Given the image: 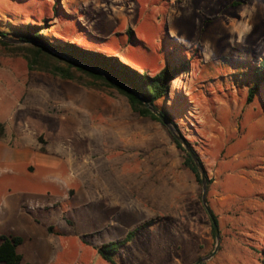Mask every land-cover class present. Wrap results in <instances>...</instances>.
<instances>
[{"label":"rangeland","instance_id":"obj_1","mask_svg":"<svg viewBox=\"0 0 264 264\" xmlns=\"http://www.w3.org/2000/svg\"><path fill=\"white\" fill-rule=\"evenodd\" d=\"M29 22L42 24L39 45L91 43L150 74L171 54L189 60L168 99L178 126L139 115L115 88L64 79L39 59L31 68L18 38ZM0 31L16 34L0 32L2 135L56 161L29 170L4 208L24 264H112L99 247L134 230L117 264H193L214 252L204 185L177 137L203 165L219 222V248L201 264H264V93L248 103L247 83L234 82L237 64L264 58V0H0Z\"/></svg>","mask_w":264,"mask_h":264},{"label":"trees","instance_id":"obj_2","mask_svg":"<svg viewBox=\"0 0 264 264\" xmlns=\"http://www.w3.org/2000/svg\"><path fill=\"white\" fill-rule=\"evenodd\" d=\"M44 22H46L45 19ZM41 25L40 23L29 22L25 30L18 36L19 39L29 43L27 44V49H29L33 55L29 58V65L31 68H35L34 61L38 62L39 59V69H46L64 79L76 80L96 89H104L105 87L115 88L129 99L132 109L139 115L162 122L159 116L149 107V103L178 126L167 109V107L171 105L168 99L173 81L178 78L183 79L185 74L189 71V60L177 62V58L171 54L172 57L159 72L150 74L147 70H138L130 64L125 63L121 60V57L108 55L97 50L95 45L91 43H87L89 44L88 47L73 42H64V44L50 42L47 46L43 44H33L31 43L32 41L46 40L45 36L40 33L39 28ZM83 27L85 30L89 31L86 26L83 25ZM44 29L45 28H43V30ZM5 32H1V35L5 36L7 34L10 38L16 37V34L13 32ZM181 44L182 43H179V45ZM48 46L69 56L73 60H81L129 84L148 103L144 102L139 96L128 91L124 87L110 81L101 73L91 71L75 61L67 60L53 53ZM235 68H237V71L235 70L234 73L238 76L234 79V82L238 83V85L243 82L247 83V102L251 103L258 95L264 93V58L258 64L247 66L244 65V63L237 64ZM160 105H164L166 108L163 109ZM3 130L4 126L0 123V136ZM174 140L178 147L184 152V164L186 168L195 175L200 183H202L201 171L195 159L176 138H174ZM49 229L53 231V227ZM136 231L138 230L130 231L125 240L110 241L101 245L99 247V253L102 258L112 264H117L114 255L117 254L121 245L126 241H131ZM213 234L215 235L214 228ZM23 242L24 239L18 235H1L0 264H24L23 256L18 251V247L22 245Z\"/></svg>","mask_w":264,"mask_h":264},{"label":"crops","instance_id":"obj_3","mask_svg":"<svg viewBox=\"0 0 264 264\" xmlns=\"http://www.w3.org/2000/svg\"><path fill=\"white\" fill-rule=\"evenodd\" d=\"M2 134L0 136V236L8 235L4 232L2 223L4 208L10 201L12 188L18 187L20 183L26 181V177L29 176L31 170L36 172L39 167L40 170H43L45 166L51 167L56 162L53 158L46 157L47 154L45 155V152L41 153L42 151L36 147H28L22 143L15 146L11 145ZM35 157L36 165L33 161ZM16 209L19 210L17 207ZM19 253L21 252L19 251Z\"/></svg>","mask_w":264,"mask_h":264},{"label":"water","instance_id":"obj_4","mask_svg":"<svg viewBox=\"0 0 264 264\" xmlns=\"http://www.w3.org/2000/svg\"><path fill=\"white\" fill-rule=\"evenodd\" d=\"M33 43L35 44H38L37 41H32ZM53 53L63 57V58H66L67 60H72V61H75L77 62L78 64L84 66L85 68L91 70V71H95V72H98V73H101L102 75H104L106 78H108L110 81L124 87L125 89H127L128 91L134 93L135 95L139 96L144 102H147L145 101V99L139 95V93L133 89L129 84L113 77L111 74L107 73L106 71H103L99 68H96L92 65H89L87 63H84L82 62L81 60H73L72 58H70L69 56L53 49V48H49ZM148 103V102H147ZM149 107L159 116V118L162 120L163 123H165L167 126H169V128L173 131L174 130V127L173 125L171 124V122L159 111L157 110L156 108H154L151 104H149ZM176 135V134H175ZM177 137V135H176ZM182 143L183 145L185 146V148L188 150L189 153H191V155L193 156V158L195 159L200 171H201V175H202V182H203V185H204V194H203V202L205 204V207L207 209V212L208 214L210 215V218L212 220V225H213V228H214V231H215V236L217 238V247L215 249L214 252H212L209 256H206V257H202V258H199L198 260H196L193 264H201L203 261L207 260V259H210L211 257L214 256V254L216 253V251L218 250L219 248V244H220V239H221V234H220V228H219V224H218V221H217V218L213 212V210L211 209V207L209 206L208 202H207V198H206V173H205V170L203 168V165L199 159V157L196 155V153L185 143V141H183L180 137H177Z\"/></svg>","mask_w":264,"mask_h":264},{"label":"bare ground","instance_id":"obj_5","mask_svg":"<svg viewBox=\"0 0 264 264\" xmlns=\"http://www.w3.org/2000/svg\"><path fill=\"white\" fill-rule=\"evenodd\" d=\"M171 9H172V7H171ZM173 9H174V7H173ZM173 12H174V11H173ZM240 21H241V20H239V23L236 21L237 23L235 24V28H239V29H240V28L242 27V29H243V28L245 27V25L242 23V21H241V22H240ZM232 24H233V23H232ZM230 27H231V26H230ZM230 27H229V28H230ZM232 27H233V26H232ZM231 30H232V29H231ZM234 30H235V29H234V27H233V31H234ZM243 30H244V29H243ZM245 30H246V29H245ZM239 31H240V30H239ZM234 32H235V31H234ZM237 32H238V30H237ZM237 32H236V33H237Z\"/></svg>","mask_w":264,"mask_h":264}]
</instances>
